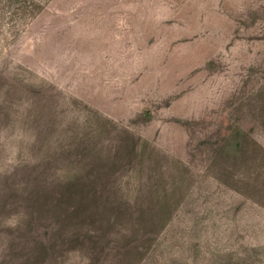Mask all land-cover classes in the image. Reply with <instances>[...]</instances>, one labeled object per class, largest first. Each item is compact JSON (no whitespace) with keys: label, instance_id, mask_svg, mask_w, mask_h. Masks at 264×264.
<instances>
[{"label":"rangeland","instance_id":"obj_1","mask_svg":"<svg viewBox=\"0 0 264 264\" xmlns=\"http://www.w3.org/2000/svg\"><path fill=\"white\" fill-rule=\"evenodd\" d=\"M0 264H264V0H0Z\"/></svg>","mask_w":264,"mask_h":264}]
</instances>
